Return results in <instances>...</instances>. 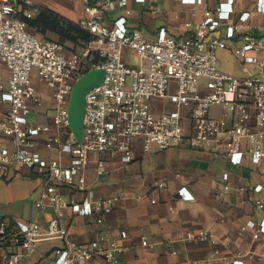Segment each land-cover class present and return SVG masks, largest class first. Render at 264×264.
<instances>
[{"label": "built area", "instance_id": "built-area-1", "mask_svg": "<svg viewBox=\"0 0 264 264\" xmlns=\"http://www.w3.org/2000/svg\"><path fill=\"white\" fill-rule=\"evenodd\" d=\"M159 1L83 0L87 15L78 23L91 39L72 48L29 29L23 16L33 18L39 10L32 0H0V62L8 71L7 78L0 74V177L28 168L43 182L40 201L49 199L56 214L46 225L28 221L23 229L0 218L3 264H111L124 252L108 237L77 243L59 221L67 210L90 216L115 207L113 197L89 188L90 154L98 155V174L108 156L133 162L138 146L143 153L173 146L211 149L235 166L246 155L253 164L264 159V35L250 31L254 12L238 11L235 0H179L191 8L192 19L180 21L177 32L166 24L150 27L146 18L159 13ZM255 11L264 14V0H256ZM220 49L254 68H245L246 74L221 70ZM126 50L138 65L126 61ZM93 69H103L104 78L86 93L79 140L68 107L74 83ZM52 100L50 115L46 101ZM178 191L194 199L186 187ZM246 228L255 230L256 239L264 235V216L248 220ZM127 234L122 230L120 237ZM206 236L205 230L187 233L189 239ZM45 241L61 245L35 260ZM142 244L152 246L146 237Z\"/></svg>", "mask_w": 264, "mask_h": 264}, {"label": "crops", "instance_id": "crops-1", "mask_svg": "<svg viewBox=\"0 0 264 264\" xmlns=\"http://www.w3.org/2000/svg\"><path fill=\"white\" fill-rule=\"evenodd\" d=\"M32 1L75 22L87 15L83 0ZM168 1L182 15L176 16L178 22L166 25L182 31L178 24L192 19L191 8L182 6L179 0ZM235 2L238 11L254 12L250 31L264 35V14L255 11L256 0ZM203 9L204 6L198 7L199 11ZM0 74L8 77L1 62ZM38 87L47 91L44 85ZM46 103L52 105V110L56 107L54 100ZM97 163L98 155L90 154L85 170L88 185L96 196L115 199L113 211L82 216L67 210L59 221L69 227L71 238L77 243L102 237L118 240L125 250L111 264H232L234 259L244 264H264V235L256 239L254 229H242L248 220L259 222L264 216V159L253 164L246 155L243 164L235 166L211 149L173 146L143 153L138 146L135 160L129 164L108 156L103 173L98 174ZM224 172L229 173L228 180L223 179ZM14 178L23 179L19 187L25 193L5 192L0 196V218L16 229L25 228L28 221L46 225L56 218L51 201H40L44 190L40 178L28 168L19 169L7 179L0 177L7 181ZM159 183L164 185L158 186ZM257 184L263 185L259 192L253 190ZM180 187H186L194 199L181 197ZM61 191L69 193L66 189ZM122 230L127 231L126 238L120 237ZM199 230H205L207 236L187 238L189 231ZM143 237L151 247L142 244ZM60 245V241L41 242L33 258L37 260ZM4 254L5 248L0 246V264L5 261Z\"/></svg>", "mask_w": 264, "mask_h": 264}, {"label": "rangeland", "instance_id": "rangeland-1", "mask_svg": "<svg viewBox=\"0 0 264 264\" xmlns=\"http://www.w3.org/2000/svg\"><path fill=\"white\" fill-rule=\"evenodd\" d=\"M71 4V3H70ZM158 7H159V13L158 14H154V13H149L148 17L146 19H148L149 21V25L151 28H157L161 25L167 24L169 22L173 23V22H178L177 21V17L176 15H182V11L180 12L179 9H176V7L173 6L172 3H170L168 0H160L158 2ZM153 7L156 6V3L152 4ZM186 12V11H183ZM186 18L188 17V14H185ZM52 39H56V37L53 36L52 33L49 34ZM68 54V53H67ZM69 55V54H68ZM217 56H218V66L221 70L226 71V72H230V73H234V74H246L245 73V68L248 69H253V65L251 64H245L239 60H237L234 55L233 52L231 50L228 49H220L217 52ZM124 57L126 59V61L138 65L139 64V59L136 56H133L131 54V52L129 50H126L124 52ZM169 107H171V105H169ZM55 107H53L50 109V115H53L55 112ZM0 196H2L5 192L6 193H13L16 195V193H25V191L22 190L20 186L21 183H19L21 180V178H14L11 181H7L5 179H0ZM22 190V191H21ZM18 200V198L16 199ZM16 205H14L15 207Z\"/></svg>", "mask_w": 264, "mask_h": 264}, {"label": "trees", "instance_id": "trees-1", "mask_svg": "<svg viewBox=\"0 0 264 264\" xmlns=\"http://www.w3.org/2000/svg\"><path fill=\"white\" fill-rule=\"evenodd\" d=\"M26 20L30 30L40 35L51 38L52 33L61 43H68L72 48L84 45L91 39V34L80 27L78 22L69 20L47 8H40L33 18Z\"/></svg>", "mask_w": 264, "mask_h": 264}, {"label": "water", "instance_id": "water-1", "mask_svg": "<svg viewBox=\"0 0 264 264\" xmlns=\"http://www.w3.org/2000/svg\"><path fill=\"white\" fill-rule=\"evenodd\" d=\"M104 78L103 69H93L83 74L73 85L68 107L70 128L80 140L83 130V114L86 93Z\"/></svg>", "mask_w": 264, "mask_h": 264}]
</instances>
